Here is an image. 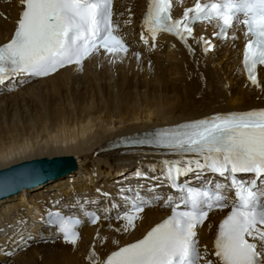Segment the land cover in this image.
<instances>
[{
	"label": "bare ground",
	"instance_id": "bare-ground-1",
	"mask_svg": "<svg viewBox=\"0 0 264 264\" xmlns=\"http://www.w3.org/2000/svg\"><path fill=\"white\" fill-rule=\"evenodd\" d=\"M145 3L146 0H117L120 24L129 19L133 23L129 32L124 30L127 35L134 34ZM22 10L21 0H0V45L9 40ZM204 29L199 27L201 32ZM193 35L200 37L197 29ZM127 40L132 43L129 36ZM189 44L194 54L175 38L162 35L160 42L158 37L157 46L148 48L146 56H140V60L133 54L115 63L97 57L90 59L82 69L69 68L51 78L33 82L18 93H3L0 97V171L27 162L70 156L78 158V168L0 199V228L16 220L15 226L22 229L24 220L17 222L15 218L22 216L21 211L26 209L33 220L39 219L34 205H39L40 199L47 203L52 200L55 206L57 202L64 205L63 200L73 187L76 193H88V204L92 203L91 194L98 192L95 184L104 183L103 186L112 191V198L103 197L102 186L97 200L105 203L114 200L113 204L120 207L123 201L119 200L118 193L127 187L128 180L137 179L134 175L137 170L152 173L150 165L158 169L163 167L162 161L180 158L158 153L154 147L105 149L123 138L173 128L215 113L264 108V66L258 70L260 87L253 86L240 66L243 53L240 37L214 42V50L207 54L195 40L189 39ZM140 49L145 50V47ZM10 89L11 84L5 90ZM109 139L114 140L105 144ZM103 143L101 152L135 155L136 161L130 160L128 165L122 166L121 160L96 157L94 152ZM117 174H123L124 178ZM122 179L123 184L117 187L116 182ZM112 180L116 182L111 187L112 183L107 185V182ZM166 213L165 206L151 208L136 221V227L127 232L123 231V222L118 226L115 219L111 226L101 223L96 228L85 227L77 252L72 249L75 246L64 245L54 235L50 238L43 235L39 242L28 235L26 239L33 242V246L26 253L9 261L1 255L0 259L3 264H93V261L102 264L108 252L140 238ZM224 214L222 211L213 213L200 232L202 247L207 251L212 245L216 222ZM13 240L15 244L6 251L18 247V238ZM4 242L5 236L0 244ZM92 252L96 255L89 259Z\"/></svg>",
	"mask_w": 264,
	"mask_h": 264
},
{
	"label": "snow or ice",
	"instance_id": "snow-or-ice-1",
	"mask_svg": "<svg viewBox=\"0 0 264 264\" xmlns=\"http://www.w3.org/2000/svg\"><path fill=\"white\" fill-rule=\"evenodd\" d=\"M113 4L114 0H21L23 10L14 35L0 45V85L21 75L46 77L67 65L82 69L85 60L101 53L114 57L112 63L122 60L129 46L114 20ZM173 4L174 0H149L142 24L153 48L157 36L166 33L193 54L189 39L195 40L207 54L214 45L205 36L193 35L197 22H217L213 36L225 41L236 39L229 33L243 25V66L251 84L260 87L257 67L264 66V0H197L180 18L172 17ZM140 38L149 44L144 31ZM133 55L140 60L139 52ZM140 143L167 148L180 158L162 161L158 176L137 170L135 177L163 179L179 196L169 195L165 200V206L171 208L167 219L142 239L112 251L103 264H213L206 259L207 249L200 250L198 229L210 212L225 208L230 211L219 224L214 241L218 264H264V109L216 114L156 132ZM149 171L156 172L157 166L150 165ZM208 172L224 182L206 180L200 187L179 182L182 176L194 174L199 180ZM238 174H251V178ZM159 186L148 185L146 191L155 193ZM144 190L143 184L121 188V193H129L122 196L121 211L111 216L110 211L117 207L111 204L105 209V219L122 221L124 232L134 229L145 209L161 199L144 195ZM228 192H234V197ZM84 215L93 225L100 220L95 212L85 211ZM42 219L62 234L65 243L77 245L82 220L51 210ZM95 255L92 252L89 259Z\"/></svg>",
	"mask_w": 264,
	"mask_h": 264
},
{
	"label": "water",
	"instance_id": "water-1",
	"mask_svg": "<svg viewBox=\"0 0 264 264\" xmlns=\"http://www.w3.org/2000/svg\"><path fill=\"white\" fill-rule=\"evenodd\" d=\"M77 168L75 156L32 161L0 171V199Z\"/></svg>",
	"mask_w": 264,
	"mask_h": 264
},
{
	"label": "rangeland",
	"instance_id": "rangeland-1",
	"mask_svg": "<svg viewBox=\"0 0 264 264\" xmlns=\"http://www.w3.org/2000/svg\"><path fill=\"white\" fill-rule=\"evenodd\" d=\"M114 139H109L105 142V144L108 142V141H112ZM105 144L103 143V145H101L99 147V149H97V151H95V156L96 157H104V156H108V157H112L114 159H118V160H121L122 163H120V165L122 166H125V165H128L132 160V161H136V156L135 155H132V156H121L119 152H101V149L102 147L105 146ZM78 159V158H77ZM122 160H126V161H122ZM80 164V162H79Z\"/></svg>",
	"mask_w": 264,
	"mask_h": 264
}]
</instances>
